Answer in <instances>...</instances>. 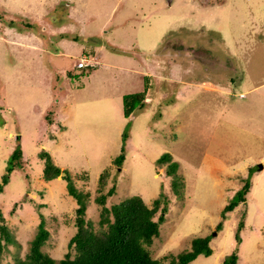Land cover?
I'll use <instances>...</instances> for the list:
<instances>
[{
  "label": "rangeland",
  "instance_id": "rangeland-1",
  "mask_svg": "<svg viewBox=\"0 0 264 264\" xmlns=\"http://www.w3.org/2000/svg\"><path fill=\"white\" fill-rule=\"evenodd\" d=\"M0 15V175L17 143L23 160L0 192L13 239L0 264L28 250L38 212L49 232L42 250L54 259L68 250L76 203L64 178L42 177L41 148L71 175L87 173L74 183L89 193L94 228L103 169L102 190L115 182L107 206L131 194L151 205L162 192L167 210L146 245L160 264L205 234L211 252L186 264H221L232 250L234 264H264V0H0ZM83 55L92 68L74 66ZM147 82L143 106L123 116L121 95ZM164 151L180 195L154 162ZM246 176L245 200L221 218Z\"/></svg>",
  "mask_w": 264,
  "mask_h": 264
},
{
  "label": "trees",
  "instance_id": "trees-1",
  "mask_svg": "<svg viewBox=\"0 0 264 264\" xmlns=\"http://www.w3.org/2000/svg\"><path fill=\"white\" fill-rule=\"evenodd\" d=\"M35 23H25L24 25L32 27L36 25ZM170 33V31L165 33L164 37ZM40 36L47 37L42 33H40ZM92 67L86 65L78 68L89 69ZM67 73L69 74V72ZM143 79L146 82L147 75H144ZM147 88L148 82L143 84L141 90L121 95L123 116L129 117L143 106L144 101L147 99ZM44 119L47 124L53 122L52 110L45 111ZM62 127H65V125H62L61 129ZM126 136L125 131L121 132L119 152L111 160L116 166H119L123 161L124 138ZM37 155L43 161L41 175L45 180L58 175L66 180V191L74 198L76 203L73 218L74 231L66 242L68 250L65 251L62 257L54 259L42 250V245L49 232L44 225L42 214L38 212L39 220L32 237L29 239L28 250L22 257L15 258L13 264H160V260L151 255L146 245L158 234L159 223L163 221L164 213L167 210V200L162 192L152 198L151 205L146 204L139 194H131L107 206L105 204L106 198L115 191V182L113 181L105 191L102 190L105 185V178L108 175L107 169H103L97 177L98 192L93 196V201L99 205L97 218L99 227L94 228L91 220L85 217L89 193L87 190L78 188L74 183V179L85 178L87 173L82 171L71 175L68 169L55 164L49 151L44 148L39 149ZM154 162L156 164L165 163V173L170 175L172 191L180 195L182 181L176 172L177 161L171 158L169 152L164 151L154 159ZM22 164V150L17 143L9 152L5 171L0 175V192L7 182L9 171L14 167H21ZM251 170L252 168L249 166L247 168L248 173ZM249 186L250 182L248 176H246L236 192L235 199L229 200L222 206L221 218L224 217L226 211L231 210L238 202L245 200V193ZM36 206L38 205L36 204ZM242 225L243 220L239 219L234 232L236 242L240 240L238 231ZM215 227L216 230L221 227L220 220ZM209 239L210 235L208 234L192 236L189 248L170 254L167 264H186L198 254H209L211 252ZM11 241H13L11 232L0 210V254L4 245ZM70 249H72V252ZM236 257L235 250H232L227 257L221 260V264H234Z\"/></svg>",
  "mask_w": 264,
  "mask_h": 264
},
{
  "label": "built area",
  "instance_id": "built-area-1",
  "mask_svg": "<svg viewBox=\"0 0 264 264\" xmlns=\"http://www.w3.org/2000/svg\"><path fill=\"white\" fill-rule=\"evenodd\" d=\"M80 60H78L77 62H74V66L76 67H82V66H86V65H92V62L88 61V57L87 56H82L81 58H79Z\"/></svg>",
  "mask_w": 264,
  "mask_h": 264
},
{
  "label": "water",
  "instance_id": "water-1",
  "mask_svg": "<svg viewBox=\"0 0 264 264\" xmlns=\"http://www.w3.org/2000/svg\"><path fill=\"white\" fill-rule=\"evenodd\" d=\"M257 167H258V168H261V167H262V163H261V162H258V163H257ZM214 233H215V232L213 231L212 234H214Z\"/></svg>",
  "mask_w": 264,
  "mask_h": 264
},
{
  "label": "flooded vegetation",
  "instance_id": "flooded-vegetation-1",
  "mask_svg": "<svg viewBox=\"0 0 264 264\" xmlns=\"http://www.w3.org/2000/svg\"><path fill=\"white\" fill-rule=\"evenodd\" d=\"M192 50V49H191Z\"/></svg>",
  "mask_w": 264,
  "mask_h": 264
}]
</instances>
